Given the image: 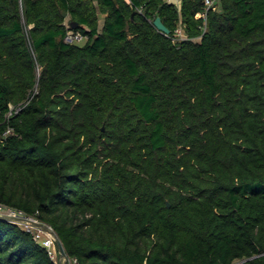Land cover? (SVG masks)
Returning <instances> with one entry per match:
<instances>
[{"label":"trees","instance_id":"1","mask_svg":"<svg viewBox=\"0 0 264 264\" xmlns=\"http://www.w3.org/2000/svg\"><path fill=\"white\" fill-rule=\"evenodd\" d=\"M0 202L76 264H264V0H0ZM0 264L56 263L0 218Z\"/></svg>","mask_w":264,"mask_h":264},{"label":"built area","instance_id":"2","mask_svg":"<svg viewBox=\"0 0 264 264\" xmlns=\"http://www.w3.org/2000/svg\"><path fill=\"white\" fill-rule=\"evenodd\" d=\"M169 1L177 2V0ZM205 3L206 9H208L211 6L214 7L215 0H205ZM177 32L180 36L185 35L183 27L181 26L178 27ZM85 38H87V36L81 33L80 31H71L66 36V40L69 42L82 41ZM0 215L15 218V222L21 224L27 231L31 232L34 238L46 248L48 254L51 256V258L55 261L56 264H66L67 256L73 261V264H76V259L70 257L68 253L65 256L61 255L56 239L57 232L54 230L51 224L40 220L33 214L25 212L23 209L3 202H0ZM35 222H40L43 224V226L37 225Z\"/></svg>","mask_w":264,"mask_h":264},{"label":"water","instance_id":"3","mask_svg":"<svg viewBox=\"0 0 264 264\" xmlns=\"http://www.w3.org/2000/svg\"><path fill=\"white\" fill-rule=\"evenodd\" d=\"M63 13H64V15L67 14L66 11H64ZM153 22H154L155 26H156L157 28H159L160 30H162L163 32H165V33H169V32H170V28H169V27L167 26V24L163 21V19H162V17H161L160 15H157ZM0 218L5 219V220H8V221H14V222H15V220H16V219L13 218V217L5 216V215H0ZM35 223H36L37 225H42V226H43V224L40 223V222H35ZM56 239H57V244H58V247H59V250H60L61 255H62V256L67 255V250H66V248H65V245H64L62 239L60 238V236H59L58 234H57V236H56ZM246 259H249V258L242 259V260L237 261V262H235V263H233V264L241 263L242 261H244V260H246Z\"/></svg>","mask_w":264,"mask_h":264},{"label":"rangeland","instance_id":"4","mask_svg":"<svg viewBox=\"0 0 264 264\" xmlns=\"http://www.w3.org/2000/svg\"><path fill=\"white\" fill-rule=\"evenodd\" d=\"M99 15H100V25L103 26L105 13L100 12ZM180 25L182 27V24L181 23H180ZM85 40H86V38L83 39L82 41H85ZM66 264H73V261L70 258H68V256H67V259H66Z\"/></svg>","mask_w":264,"mask_h":264},{"label":"crops","instance_id":"5","mask_svg":"<svg viewBox=\"0 0 264 264\" xmlns=\"http://www.w3.org/2000/svg\"><path fill=\"white\" fill-rule=\"evenodd\" d=\"M181 1H182V0H177V2H178L179 5L181 4Z\"/></svg>","mask_w":264,"mask_h":264}]
</instances>
